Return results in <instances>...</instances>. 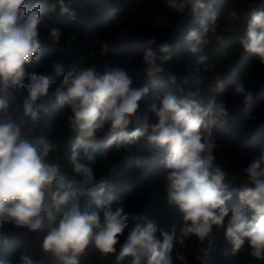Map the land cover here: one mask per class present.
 Wrapping results in <instances>:
<instances>
[{"label": "clouds", "instance_id": "1", "mask_svg": "<svg viewBox=\"0 0 264 264\" xmlns=\"http://www.w3.org/2000/svg\"><path fill=\"white\" fill-rule=\"evenodd\" d=\"M165 3L177 14L187 12L197 18L206 7L205 0ZM57 5L61 16L73 15L65 0H55L49 10ZM45 15L41 0H0V264H81L90 248L107 260L117 253V246L115 264H125L126 258H130L127 264L145 260L146 264H188L186 241L193 237L195 259L207 264L219 235L231 245V255L246 253L264 262V151L243 169L246 183L229 190L228 174L215 162L211 131L228 116L225 101L203 102L169 92L162 97L154 94L142 107L149 88L133 86L132 76L122 67L101 69L92 63L65 71L56 59L50 70L38 71L44 47L40 29H48L52 43L62 35L59 28L49 26ZM215 20L213 14V25ZM198 22L201 28H190L186 40L206 44L202 37L209 28L205 19ZM240 43L264 66V10L250 13ZM170 59L169 43L149 48L141 71L156 83L154 78ZM206 59L200 56L197 63ZM231 84L233 94L249 106L253 91L242 81ZM217 86L222 89L223 83L217 81ZM53 97L67 109L72 141L68 160L80 177V188L65 183L60 164L50 158L60 150L59 138L36 134L40 118L49 112L43 101ZM101 134L106 136L105 153L143 148L141 138L164 150L167 203L179 212L178 230L176 225L166 230L145 215L126 212L119 198L110 194L109 183L97 181L96 149L81 150V146ZM233 196L238 202L230 208ZM15 234L37 238L38 252L29 244L16 253L10 242ZM174 242L179 244L175 256Z\"/></svg>", "mask_w": 264, "mask_h": 264}, {"label": "trees", "instance_id": "2", "mask_svg": "<svg viewBox=\"0 0 264 264\" xmlns=\"http://www.w3.org/2000/svg\"><path fill=\"white\" fill-rule=\"evenodd\" d=\"M41 2L45 20L50 27L59 28L62 35L57 43H52L48 39V29H40L44 47L36 65L38 71L50 70L51 62L56 59L62 61L65 71L92 63L101 69L105 65L122 67L132 76L133 86H148L149 93L141 102L142 107L157 93L162 97L171 92L203 102L212 98L224 100L228 116L211 126L216 142L215 162L228 174L225 183L229 184V190L246 183L243 169L254 156L264 151V66L244 51L240 40L245 35L250 13L264 10V0H205L206 7L199 18L187 12L171 11L165 0H65L72 16H61L58 5L50 11L55 0ZM213 14L216 17L214 25ZM199 19H205L209 28L202 37L206 44L186 40L190 28H201ZM150 40L154 43L150 44ZM165 42L171 45V59L164 63V71L156 75V83H153L141 71L142 57L147 49L156 50ZM102 45H106V49H102ZM193 46L197 48L195 53L191 51ZM200 56L207 59L197 63ZM234 80L242 81L253 91V102L249 106H245L242 97L233 94L231 82ZM217 81L223 83L222 89ZM43 104L49 112L40 118L36 134L50 140L59 138L60 150L50 158L60 164L65 183L71 182L74 188H80V177L72 172L68 160L72 141L68 139L67 109L60 108L54 97ZM105 139L101 134L81 146V150L83 147L96 149L98 159L93 168L97 181L103 179L109 183L110 194L119 198L126 212L145 215L166 230L176 225L178 230L179 212L167 203V169L162 163L164 150L149 146L141 138L143 148L133 147L130 152L110 149L105 153ZM108 194L106 192L105 198ZM237 202L233 196L228 206L231 208ZM36 240L22 234L10 235L11 247L16 253L29 244L38 252ZM186 244L184 254L188 264H201L194 256L196 238L187 240ZM177 250L179 244L174 242L173 256ZM118 252L119 246L116 254L104 260L90 248L81 258L82 264H115ZM129 259L126 258L125 264ZM141 264H146V260ZM207 264L264 262L246 253L231 255V245L219 235Z\"/></svg>", "mask_w": 264, "mask_h": 264}, {"label": "rangeland", "instance_id": "3", "mask_svg": "<svg viewBox=\"0 0 264 264\" xmlns=\"http://www.w3.org/2000/svg\"><path fill=\"white\" fill-rule=\"evenodd\" d=\"M81 264H82V260H81Z\"/></svg>", "mask_w": 264, "mask_h": 264}]
</instances>
